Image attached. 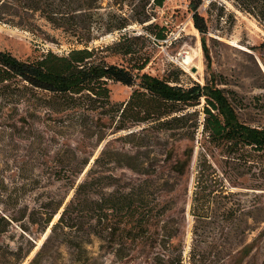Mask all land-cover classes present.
<instances>
[{
	"label": "trees",
	"instance_id": "obj_1",
	"mask_svg": "<svg viewBox=\"0 0 264 264\" xmlns=\"http://www.w3.org/2000/svg\"><path fill=\"white\" fill-rule=\"evenodd\" d=\"M225 1L264 26V0H211L207 12L218 7L217 19L228 17L233 26L236 16ZM164 2L0 0L1 22L33 30L40 29L43 21L75 44L67 53L49 50L32 60L0 49V100L15 95L31 102L27 95L33 96L31 114L46 109L60 135L77 128L88 136L97 134L98 145L104 142L93 162L94 153L86 155L74 146L60 149L54 175L57 180L66 179L68 187L59 198L42 202L30 213L24 209L20 216L0 209V237L11 232L14 223L23 232V240L15 246L0 240V264H58L64 252L72 264H92L88 246L95 240L100 251L118 260L130 257L140 246L157 247L152 264H243L255 250H264V192H256L264 184H252L248 187L252 193L234 190L242 186L240 179L254 174V168L260 169L264 180V125L241 119L242 100L227 76L211 72L205 83L185 86L179 76L160 77L144 71L147 60L134 69L109 62L110 49L135 52L130 33L112 45L94 43L134 24L165 38L164 30L152 29L158 26L153 20L156 8ZM204 4L205 0H189L194 26L203 35L207 51L211 25L201 12ZM260 47L264 50V41ZM111 81L135 88L128 99L113 102ZM95 115L98 123L90 122ZM140 124L166 139V158L161 162L114 146V141H129L135 131L107 140L109 129L117 133ZM182 141L187 144L179 152L175 143ZM196 142L201 149L189 210L192 241L187 250V210L183 209L180 222L170 215L174 202L165 195L175 191V182L163 177L162 169L167 168L172 178H188ZM220 152L230 163V169L222 172L212 161ZM120 168L137 176L118 175Z\"/></svg>",
	"mask_w": 264,
	"mask_h": 264
},
{
	"label": "rangeland",
	"instance_id": "obj_2",
	"mask_svg": "<svg viewBox=\"0 0 264 264\" xmlns=\"http://www.w3.org/2000/svg\"><path fill=\"white\" fill-rule=\"evenodd\" d=\"M210 1L205 0L201 7V12L210 18L211 25L210 33L206 36L207 51L202 42L203 35L194 26L189 0H165L163 6L156 8L153 20L158 26L152 29L157 32L164 30L166 37L163 39L157 38L144 25L134 24L126 31L108 34L94 43L112 45L122 34L130 33L135 52L123 54L110 49L107 51L109 62L134 69L147 60L144 71L160 77L179 76L180 83L185 86L197 81L205 83L211 72L223 73L231 82L230 86L240 94L243 104L239 111L241 119L252 125H264V50L260 47L264 41V26L254 17L225 1L228 9L236 16L235 24L230 26L228 17L221 21L217 19L218 7L213 8L211 14L207 12ZM41 24L40 29L29 30L0 21V49L10 51L21 59L32 60L49 50L64 54L75 46L60 30L43 21ZM187 52L193 55V60L188 64L183 60ZM193 68H196V71H193ZM110 88L112 101L122 102L129 98L135 87L111 81ZM28 97H32L31 102L18 100L15 95L0 100V209L16 216H20L24 209L30 213L42 202L55 196L59 198L66 192V179L57 180L54 175L56 160L62 147L65 149L74 146L86 155L94 153L91 158L93 162L104 144L102 142L98 145L97 134L88 136L77 128L68 129L60 135L54 117H51L46 109H40L37 115L31 114L35 99L30 95H27ZM202 106L203 103L198 107ZM92 121L98 123L97 115L93 116L90 122ZM112 130L109 129L107 140L127 131L136 132L129 141H114L115 147L139 152L141 156L150 155L151 157L147 158L151 161L154 157L158 158V162L166 158V154H163L166 139H160L159 132L147 124L135 125L117 133H110ZM185 144L187 141L175 143L177 151L181 152ZM200 149V142H196L188 178H172L167 168L162 169V176L175 182V191L165 195V199L174 202L170 215L180 222L183 209L187 210V250L192 241L193 221L189 210ZM212 161L219 172L230 169V163L221 152L215 154ZM253 171L254 174L251 172L240 179L242 186L234 190L252 193L254 190L248 187L252 184H264L260 169L254 168ZM116 173L126 177L137 176L125 168L116 170ZM256 192H264V189H257ZM57 215L53 222L58 219ZM28 220L25 218L24 222L28 224ZM179 222L175 224L179 225ZM49 230L50 228L39 240L38 247ZM22 233L18 223H14L12 231L1 236L0 240L15 246L23 240ZM98 246L99 242L96 240L88 246L94 257L92 264H152L153 255L158 250L157 247L140 246L130 257L118 260L113 254L100 251ZM34 253L35 251L29 258ZM58 264H72L67 252H64ZM243 264H264V250H255Z\"/></svg>",
	"mask_w": 264,
	"mask_h": 264
},
{
	"label": "bare ground",
	"instance_id": "obj_3",
	"mask_svg": "<svg viewBox=\"0 0 264 264\" xmlns=\"http://www.w3.org/2000/svg\"><path fill=\"white\" fill-rule=\"evenodd\" d=\"M184 59V62L185 63H190L192 60H193V55L191 54V53H189V52H187L185 55H184V57H183ZM59 216V214L57 215V217Z\"/></svg>",
	"mask_w": 264,
	"mask_h": 264
},
{
	"label": "water",
	"instance_id": "obj_4",
	"mask_svg": "<svg viewBox=\"0 0 264 264\" xmlns=\"http://www.w3.org/2000/svg\"><path fill=\"white\" fill-rule=\"evenodd\" d=\"M195 69H196V68H193V71H196Z\"/></svg>",
	"mask_w": 264,
	"mask_h": 264
}]
</instances>
